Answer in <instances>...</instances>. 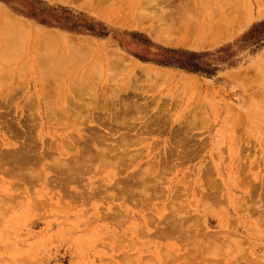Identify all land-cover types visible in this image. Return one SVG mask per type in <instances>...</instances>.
Listing matches in <instances>:
<instances>
[{"label": "rangeland", "instance_id": "rangeland-1", "mask_svg": "<svg viewBox=\"0 0 264 264\" xmlns=\"http://www.w3.org/2000/svg\"><path fill=\"white\" fill-rule=\"evenodd\" d=\"M0 7V264H264V0Z\"/></svg>", "mask_w": 264, "mask_h": 264}, {"label": "bare ground", "instance_id": "bare-ground-1", "mask_svg": "<svg viewBox=\"0 0 264 264\" xmlns=\"http://www.w3.org/2000/svg\"><path fill=\"white\" fill-rule=\"evenodd\" d=\"M217 9H218V8H217ZM217 12H218V10H217ZM226 12H227V11H225L224 13H226ZM228 12H229V11H228ZM228 12H227V13H228ZM209 13L212 14V13H213V10H211V12L209 11ZM227 13H226V15H227ZM229 14H230V12H229ZM229 14H228V15H229ZM217 15H218V14H217ZM211 16H212V15H211ZM9 17H11L10 14H9ZM215 17H216V16H215ZM12 18H13V17H12ZM12 18H10V19H12ZM8 19H9V18H8ZM10 19H9L8 21H11ZM211 19H212V17H211ZM14 20H15V19H14ZM3 22H4V24H5V22L7 23V21H3ZM12 23H13V21H11V22L9 23V24L11 25V28L13 27V26H12ZM2 24H3V23H2ZM4 24H3V25H4ZM4 26H6V25H4ZM24 26H25V25H24ZM8 27H9V25H8ZM8 27H7V28H8ZM22 27H23V25L21 24V26H20L19 28L21 29ZM2 28L5 29L4 27H2ZM14 28H16V27H14ZM17 28H18V27H17ZM19 28H18V29H19ZM25 28H26V26H25ZM22 30H25V29L22 28ZM6 32H7V31H6ZM23 33H25V32L23 31ZM12 34H13L16 38L19 36V35H18V36L15 35L14 33H12ZM7 35L9 36V33H8ZM13 35L9 36L10 38L12 37L11 40H10V38H9L10 42H11L12 40L15 39ZM45 35H46L47 37H49V39L52 37V36L50 35V33H49V35H48L47 33H46ZM50 36H51V37H50ZM44 37H45V36H44ZM47 37H45V41H47V40L49 41V39H47ZM41 38H42V37H39L38 40L43 41V38H42V39H41ZM5 40H6V39H5ZM6 41H8V40H6ZM14 41H15V40H14ZM54 41H56V40L54 39ZM83 41H85V42H83ZM88 41L90 42V40H87V41H86V40H82V41H81L82 43H81V42H80V43H81L82 45H83V43H84L86 46L88 45V47L92 46V43H89ZM8 42H9V41H8ZM12 42H13V41H12ZM66 43H67V42H66ZM77 44H79V42H77ZM105 53L107 54V51H105ZM144 69H145V68H144ZM103 149H104V148H103ZM22 150H23V149H22ZM101 150H102V149H101ZM105 150H106V149H105ZM105 150H103V151H105ZM96 151H97V150H96ZM103 151H101V152L103 153ZM113 151H114V150H113ZM26 152H27V151H26ZM97 152H98V151H97ZM24 153H25V151H23V152L21 151V155H22V154L24 155ZM99 153H100V152H99ZM25 154H26V153H25ZM96 154H97V153H96ZM23 155H22V156H23ZM97 155H98V154H97ZM100 155H102V154H100ZM104 155H105V152H104ZM104 155H102V157H104ZM22 156H18V157H19V158H22ZM221 215H222V217H224L223 215H225V212H223ZM220 217H221V216H220ZM222 217H221V218H222ZM263 217H264V216H263ZM263 217H262V218H263ZM224 218H225V217H224ZM262 218H261V219H262ZM225 219H226V218H225ZM262 220H263V219H262ZM263 221H264V220H263ZM226 222H227V220H226ZM223 223H224V222H223ZM225 224H226V223H225ZM228 225H229V224H228ZM228 225H227V226H228ZM261 225H262V227H264L263 224H261ZM226 229H227V227L224 229V231H225ZM237 241H238V240H237ZM240 243H241V242H240ZM241 245H242V244H241Z\"/></svg>", "mask_w": 264, "mask_h": 264}, {"label": "crops", "instance_id": "crops-1", "mask_svg": "<svg viewBox=\"0 0 264 264\" xmlns=\"http://www.w3.org/2000/svg\"><path fill=\"white\" fill-rule=\"evenodd\" d=\"M1 8V7H0Z\"/></svg>", "mask_w": 264, "mask_h": 264}]
</instances>
